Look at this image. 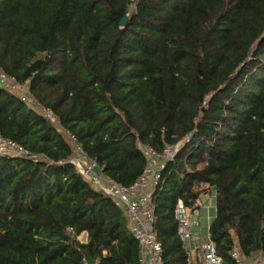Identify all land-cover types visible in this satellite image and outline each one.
I'll list each match as a JSON object with an SVG mask.
<instances>
[{
    "label": "trees",
    "instance_id": "16d2710c",
    "mask_svg": "<svg viewBox=\"0 0 264 264\" xmlns=\"http://www.w3.org/2000/svg\"><path fill=\"white\" fill-rule=\"evenodd\" d=\"M0 69L57 118L0 85V136L38 157L0 155V264L137 263L61 128L123 185L140 144L178 145L152 196L162 264H186L173 208L206 191L222 264L264 254V0H0Z\"/></svg>",
    "mask_w": 264,
    "mask_h": 264
},
{
    "label": "built area",
    "instance_id": "2783aa9c",
    "mask_svg": "<svg viewBox=\"0 0 264 264\" xmlns=\"http://www.w3.org/2000/svg\"><path fill=\"white\" fill-rule=\"evenodd\" d=\"M0 85L16 93L27 105L28 101H34L40 106V111L46 119L57 123L56 115L51 110L43 108L32 98L27 84L17 82L1 69ZM61 129L71 145V153L66 162L73 165L75 170L93 188L105 193L124 210L129 232L137 242L138 260L136 264H162V247L154 232L155 215L152 196L161 181L160 170L165 161L175 155L178 145H165L162 150L157 151L150 146L140 144L139 147L146 160L144 170L132 184L123 185L103 174L96 161L85 152L74 135L64 128ZM0 155L30 157L34 161L38 159L19 143L2 136H0ZM202 207L203 203L186 206L181 199H178L173 208V214L177 221V234L186 252V264H222L214 243L209 239V224L206 227V237L203 238L201 234ZM206 208L208 209L207 206ZM210 217V215L206 216L207 219ZM230 256L234 264H264L262 252L246 257L234 246L230 250Z\"/></svg>",
    "mask_w": 264,
    "mask_h": 264
},
{
    "label": "rangeland",
    "instance_id": "374dc122",
    "mask_svg": "<svg viewBox=\"0 0 264 264\" xmlns=\"http://www.w3.org/2000/svg\"><path fill=\"white\" fill-rule=\"evenodd\" d=\"M28 105L29 106H32L34 109L38 110L39 112H41V108L39 105H37L34 101H28ZM55 123V122H54ZM62 131V129H61ZM65 135V134H64ZM67 138V137H66ZM68 140V139H67ZM213 193L211 191H206L204 193H202L199 197V201L200 203H203V210H201V213L202 215L204 216V214H206V205L210 206V215L212 216L213 212H214V198L212 197ZM206 217L204 216L203 217V220L202 222L200 223V231H201V234L203 236V238L206 237V233H207V230H206V227H207V223H206ZM78 239L79 240H84L83 239V233H81L79 236H78Z\"/></svg>",
    "mask_w": 264,
    "mask_h": 264
},
{
    "label": "crops",
    "instance_id": "0c3cea01",
    "mask_svg": "<svg viewBox=\"0 0 264 264\" xmlns=\"http://www.w3.org/2000/svg\"><path fill=\"white\" fill-rule=\"evenodd\" d=\"M212 197L214 198V194L212 195ZM196 203H200L199 198L197 199ZM206 206L208 207V209L206 208V210H205V211H206V214H204L205 217H206L207 215H210V213H211V212H210V207H209L208 205H206ZM202 210H203V208H202ZM213 215H214V212H213L212 216L210 215V216H211L210 219H207V218H206V221H207L206 223H207V225L209 224V222H210L211 219L213 218ZM202 216H203V215H202ZM204 216H203V217H204ZM85 240H86V239H85Z\"/></svg>",
    "mask_w": 264,
    "mask_h": 264
},
{
    "label": "water",
    "instance_id": "95a60500",
    "mask_svg": "<svg viewBox=\"0 0 264 264\" xmlns=\"http://www.w3.org/2000/svg\"><path fill=\"white\" fill-rule=\"evenodd\" d=\"M126 19H127V16L125 15V16L121 19L120 24L123 25V24L125 23ZM193 229H196V228H193ZM82 233H83V239H86V233H85V232H82ZM82 241H83V240H82Z\"/></svg>",
    "mask_w": 264,
    "mask_h": 264
}]
</instances>
